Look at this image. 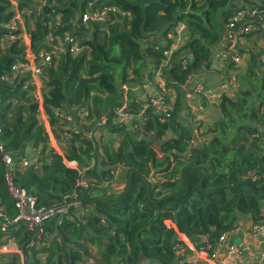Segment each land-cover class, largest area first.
<instances>
[{
    "label": "trees",
    "instance_id": "1",
    "mask_svg": "<svg viewBox=\"0 0 264 264\" xmlns=\"http://www.w3.org/2000/svg\"><path fill=\"white\" fill-rule=\"evenodd\" d=\"M109 6L116 10L106 22L83 20ZM241 11L238 37L222 50L226 26ZM16 13L21 27L9 28ZM263 18L264 0H0V146L13 157L14 185L36 207L71 203L68 214L44 223L48 246L30 245L38 227L25 222L1 232L0 249L15 250L4 264H18V251L25 264H112L117 258L171 264L180 258L173 249L180 237L209 244L211 253L241 220L260 223L264 72L252 47L241 73L233 58L245 51L240 39L247 46L256 36L264 39ZM181 25L179 46L171 50ZM20 31L23 37L12 39ZM215 50L226 53L222 60L239 90H223L218 113L196 130L188 94L202 96L196 87L206 85L194 77L211 70ZM43 51L51 53L49 62ZM30 54L41 68L39 82L31 70L12 69L30 62ZM158 72L165 86L159 93L165 97L173 88L176 94L168 113L138 94ZM53 138L64 145L62 153ZM33 148L38 160L19 164ZM121 167L126 184L109 192ZM7 170L0 158V223L16 215Z\"/></svg>",
    "mask_w": 264,
    "mask_h": 264
},
{
    "label": "crops",
    "instance_id": "2",
    "mask_svg": "<svg viewBox=\"0 0 264 264\" xmlns=\"http://www.w3.org/2000/svg\"><path fill=\"white\" fill-rule=\"evenodd\" d=\"M259 39L258 36H256V39H250V45L248 46L246 45V40L240 39L239 41H237V44H239V46L242 47L245 51L243 53L240 52L241 49L240 51H238V54H241L243 56V61L239 65H236L237 69H235V73H241V70H246L248 60L251 57V53L249 52L250 47L258 52L257 56L264 55V41H260ZM227 42L228 41L225 40V44L222 46V50L225 48ZM178 46L179 43H175L173 49H176ZM236 49L239 50V48H233L231 51H235ZM224 55H226V53H223L221 55L220 50H215L213 52L212 61H214L215 59L216 60L215 63L212 62L211 70L202 72L200 75L194 77L197 83L206 85V87H204L203 91L201 92L202 96H204V99L202 96L197 95V93L194 94L192 91L188 94V105L193 112L197 111V118L199 117L198 120L200 121L203 130L207 125L211 123L212 115H216L218 113L216 105L221 98V93L223 92V90H226L222 88V84L226 82L224 81V79L227 78L228 80L229 77L233 76L235 80V83L230 88H228L225 93H227L228 95H234L235 92L239 90L237 77L235 74H232L233 70L229 69V62H224V60H222V57H224ZM30 57L33 58V56L30 54L27 59L31 62ZM156 75L157 76L153 83L145 84L143 89L137 88L138 94L141 96V98L146 99V97L149 96H159V87H164V81L161 78L159 72ZM35 79L37 82H39L37 80V75ZM175 96L176 94L173 88L166 89L167 98H170L174 101ZM203 101L206 102L205 107L201 105L203 104ZM121 110L123 109L119 108V111ZM122 116L123 115H121V119ZM40 117L45 123H48L49 119L45 112V109L43 108L41 109ZM59 152L62 153L61 151ZM25 157L26 158L24 159H26V162H28V164H31L32 161L38 160V151L33 148L27 153ZM68 165L72 166L73 163L68 162ZM122 182L125 181L120 175V178L116 182L114 181L110 183V187H112V189L108 188L109 192L114 190H123L125 185L123 184L119 186V184H121ZM1 232L3 231H0V233ZM33 240H35V238ZM178 241L179 243L184 242V245L188 251L185 257V262L183 264H264V219L260 223H254L250 217L241 220L239 226H237L230 233H227L225 240L217 243V245L214 247V252L212 253H200L197 249L199 242H196L195 239L180 237ZM35 243H39L40 247L48 246L50 244L49 242H45L43 240L36 241ZM95 250H97V248H94V251ZM13 251L15 250L11 251L8 248H3V250L1 249L0 264H4L5 259L9 258L11 253H14ZM17 253L21 254V261L18 264H25L23 253L21 251H18ZM86 264H93V262L90 261ZM112 264H126V262L120 258H117L112 262ZM147 264L160 263H158L156 260L150 259L149 263ZM171 264L180 263H178V260L176 258Z\"/></svg>",
    "mask_w": 264,
    "mask_h": 264
},
{
    "label": "built area",
    "instance_id": "3",
    "mask_svg": "<svg viewBox=\"0 0 264 264\" xmlns=\"http://www.w3.org/2000/svg\"><path fill=\"white\" fill-rule=\"evenodd\" d=\"M42 1V0H41ZM116 7L109 6L105 7L99 12H95L92 14H84L83 15V20L85 22L87 21H92V22H97V23H103L106 22L109 17H110V11H115ZM257 12V9H252L251 13L255 14ZM246 15V12L241 11L237 13L232 19L229 20L227 26H226V40L234 41L238 37V22L242 21ZM21 14L16 13L14 17H12L7 24L9 28L12 29H19L21 27ZM262 25L264 26V18L262 19ZM252 27L250 25L246 26V30L250 31ZM184 26L181 25L178 29V41L176 43H179L181 40L182 34H183ZM23 37V31H20L19 33L13 35L12 39H18ZM66 40L69 42H74L73 38L66 37ZM260 41H264L263 38L259 39ZM71 51L74 53H79L81 51V48L76 44L73 43V46L71 47ZM172 51L167 52V56H170ZM40 56L44 59V62H49L51 60V53L49 54L46 51H43ZM31 58V57H30ZM34 57L31 58V62L28 63H20L15 64L13 66V70L16 69H24V70H31L34 72V75H38L41 73V68L36 65V63L33 61ZM170 59V57L168 58ZM234 62L239 65L243 61V56L241 54L235 53L234 56ZM260 67L261 71L263 70L264 72V55L260 57ZM3 78H5L3 76ZM234 77H230V79L222 84L223 89H228L230 88L235 82H234ZM204 88L202 85H199L196 87V91L200 92ZM151 103L154 107H156L159 111H162L164 113L169 112V103L166 101L165 97L162 95L156 96L151 100ZM87 114V113H85ZM0 158L1 160L5 163V165L8 167V170L5 173V183L7 188L9 189V193L14 201V206L16 208V215L12 219H8L7 217L4 216V221L0 223V231H6L8 229V226L15 224L17 222H25L29 224L30 226L33 227H38V232L35 236V240L31 241L30 245H34L36 241H41L43 240V225L46 221L55 219V218H61L64 215L68 214L70 211V202L63 203L61 205H57L52 208H38L36 207L35 199L27 193L25 189H19L14 185L13 182V174L10 170V167L13 166L14 160L11 154L3 152L2 146H0ZM26 163V160H21L19 164ZM1 211H3L2 207H0V216ZM227 234H223L220 238V241L225 240ZM218 242V243H219ZM210 248V245L208 244L199 246L198 245V251L200 253H209L208 249ZM177 255L180 256L178 263L183 264L185 262V257L187 255V249L183 243H177L174 248H173ZM1 252V249H0ZM214 252L213 250L211 253ZM196 264V263H193Z\"/></svg>",
    "mask_w": 264,
    "mask_h": 264
},
{
    "label": "rangeland",
    "instance_id": "4",
    "mask_svg": "<svg viewBox=\"0 0 264 264\" xmlns=\"http://www.w3.org/2000/svg\"><path fill=\"white\" fill-rule=\"evenodd\" d=\"M216 60V59H215ZM215 60L213 61V63H215ZM33 77L34 78H36V75H33ZM197 111H195L194 113H196ZM197 119H199V117L198 118H195V120H197ZM200 124V121L199 120H197V121H195V124H194V126H195V128H197L196 130H198V128H199V125ZM202 138V137H201ZM201 138H199L198 139V141H200L201 140ZM53 140V144H54V148L56 149V151H63V147H64V145L63 144H60L55 138H53L52 139ZM193 143H195V142H193ZM24 161L26 160V159H23ZM117 175H121L122 176V178H123V180L126 182V171H125V169L124 168H119V170L117 171ZM125 182H122L121 184H119V186H121V185H125Z\"/></svg>",
    "mask_w": 264,
    "mask_h": 264
},
{
    "label": "clouds",
    "instance_id": "5",
    "mask_svg": "<svg viewBox=\"0 0 264 264\" xmlns=\"http://www.w3.org/2000/svg\"><path fill=\"white\" fill-rule=\"evenodd\" d=\"M171 50H175V49L172 48ZM172 52H173V51H172ZM235 53H237V52H235ZM171 54H172V53H171ZM260 57H261V55H260ZM260 57H259V59H260ZM170 58H171V57H170ZM233 60H234V59H233ZM19 62H20V61H19ZM17 63H18V62H17ZM17 63H16V64H17ZM20 63H21V62H20ZM229 79H230V78H228V80H229ZM228 80H226V81H228ZM164 88H165V86H164ZM159 95H162V94L159 93ZM162 96H163V95H162ZM153 98H154V97H153ZM153 98H152V99H153ZM152 99H151V100H152ZM165 99H166L167 102H169V100H170V98H167L166 96H165ZM12 225H13V224H12Z\"/></svg>",
    "mask_w": 264,
    "mask_h": 264
},
{
    "label": "water",
    "instance_id": "6",
    "mask_svg": "<svg viewBox=\"0 0 264 264\" xmlns=\"http://www.w3.org/2000/svg\"><path fill=\"white\" fill-rule=\"evenodd\" d=\"M257 57L259 59L260 55H258ZM143 261H144V264H147V263H149L150 259L147 258V259H144Z\"/></svg>",
    "mask_w": 264,
    "mask_h": 264
}]
</instances>
